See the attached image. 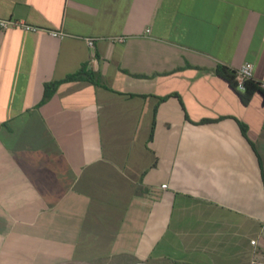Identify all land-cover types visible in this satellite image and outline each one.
I'll list each match as a JSON object with an SVG mask.
<instances>
[{"label":"crops","instance_id":"obj_1","mask_svg":"<svg viewBox=\"0 0 264 264\" xmlns=\"http://www.w3.org/2000/svg\"><path fill=\"white\" fill-rule=\"evenodd\" d=\"M4 18L65 35L0 28V264L264 258V95L216 72L264 80V0H0Z\"/></svg>","mask_w":264,"mask_h":264},{"label":"built area","instance_id":"obj_2","mask_svg":"<svg viewBox=\"0 0 264 264\" xmlns=\"http://www.w3.org/2000/svg\"><path fill=\"white\" fill-rule=\"evenodd\" d=\"M17 27L26 31L32 32H47L53 37L61 38L65 35V32L61 29H48L29 24L22 19L16 18H4L0 19V28L7 29ZM112 42H124L125 36H114L110 38ZM86 44L90 47H94L95 38L92 36H87L85 38ZM234 81L237 89L244 91L246 89V84L249 82L256 83L257 88L264 93V80L255 81L253 75V64L250 61H244L234 72ZM162 187H166L165 184ZM252 245L256 244V240L250 241ZM249 264H264V258L258 255L256 252L253 253Z\"/></svg>","mask_w":264,"mask_h":264},{"label":"trees","instance_id":"obj_3","mask_svg":"<svg viewBox=\"0 0 264 264\" xmlns=\"http://www.w3.org/2000/svg\"><path fill=\"white\" fill-rule=\"evenodd\" d=\"M216 72L222 76L223 78L227 79L230 83V85L236 89L235 86V81H234V72L227 69L224 66H220L216 69ZM84 73V68L79 69L77 72H75L74 74H71L70 76H68L66 79L69 80L71 78H75V77H79ZM55 82H50V83H46L44 85V99L48 98L52 92L55 89ZM260 92L261 94L264 95V93L262 91H260L257 86L256 83L254 82H249L246 84V89L243 91V93L241 92L240 98L243 102H246L249 98V96L254 93V92ZM244 130V128H242ZM152 137V131L150 132L149 138ZM175 264H182V263H175Z\"/></svg>","mask_w":264,"mask_h":264},{"label":"rangeland","instance_id":"obj_4","mask_svg":"<svg viewBox=\"0 0 264 264\" xmlns=\"http://www.w3.org/2000/svg\"><path fill=\"white\" fill-rule=\"evenodd\" d=\"M176 263H179V262H176ZM174 264V263H173Z\"/></svg>","mask_w":264,"mask_h":264}]
</instances>
